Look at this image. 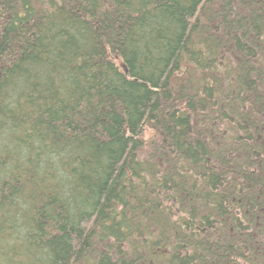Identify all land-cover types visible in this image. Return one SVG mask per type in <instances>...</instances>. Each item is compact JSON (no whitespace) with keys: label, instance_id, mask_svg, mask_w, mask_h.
I'll use <instances>...</instances> for the list:
<instances>
[{"label":"trees","instance_id":"16d2710c","mask_svg":"<svg viewBox=\"0 0 264 264\" xmlns=\"http://www.w3.org/2000/svg\"><path fill=\"white\" fill-rule=\"evenodd\" d=\"M0 264H264V0H0Z\"/></svg>","mask_w":264,"mask_h":264},{"label":"bare ground","instance_id":"6f19581e","mask_svg":"<svg viewBox=\"0 0 264 264\" xmlns=\"http://www.w3.org/2000/svg\"><path fill=\"white\" fill-rule=\"evenodd\" d=\"M242 128V127H241Z\"/></svg>","mask_w":264,"mask_h":264}]
</instances>
